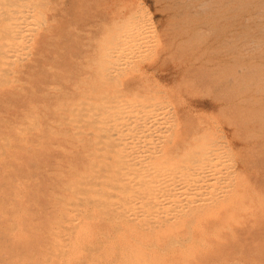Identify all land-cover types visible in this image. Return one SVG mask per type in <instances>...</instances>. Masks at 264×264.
I'll use <instances>...</instances> for the list:
<instances>
[{
    "label": "rangeland",
    "instance_id": "374dc122",
    "mask_svg": "<svg viewBox=\"0 0 264 264\" xmlns=\"http://www.w3.org/2000/svg\"><path fill=\"white\" fill-rule=\"evenodd\" d=\"M5 6L14 7V10L5 8ZM10 10V15L16 11L15 17L18 19L21 17L23 20H27L30 17L29 21L27 20L29 28H27L29 26L26 24L27 22H23L20 18L22 24L25 23L22 26H25L27 31L28 29L30 31V28L35 30L33 27H37V25H40V28H36L35 32L31 30L33 33L26 32L29 37L26 36L24 29L22 35L25 38L22 36V41L18 40L19 44L22 46L23 43L30 41L32 44L29 43L30 46L28 43L25 44L24 47L29 46L26 47L27 50L21 49L23 46L20 47L19 54L18 52L14 53L15 57L4 62H1V55L6 48L0 46V70L2 71L0 72V264H75V261L79 260L78 264H116V259L120 256L117 240L102 235L88 236L81 233L87 227V221L96 225V228L102 229L104 225L101 223L100 227L99 221H104L112 216L104 213L103 209H96L93 211L94 214L93 212L75 211V208L70 206L65 209L66 211L64 210V213L69 212L70 214L68 213V216L63 214L61 205H55L56 198L61 193L55 186L60 183L61 186L58 187L61 190L64 189L68 185L65 182L71 181L72 176H76V172L78 175V171L83 168L80 165L85 163V160L87 161V156L84 155L87 152L83 148L86 149L88 144L86 142H89V138L86 140L83 138L90 137V131L86 129L93 130L98 124L103 123V120L111 113V111L107 112L106 107L120 105V108L124 109L127 98L131 99L130 101L127 99L128 103L135 104L133 109L136 112L134 114L138 111L143 113L140 112L142 115L136 114L137 116L140 114L141 117L146 115V111L157 109L158 105L163 110L167 107L164 111H159L165 115L163 117L165 119L160 122L161 130L164 129V126L173 124V117L170 116L173 114L171 112L176 111L179 120L182 117L180 125L185 127L183 130H190V126L196 127L201 130L197 131V134H200L203 129L211 128L214 131L211 134L212 138L228 142L232 147L233 154L224 157V160L227 162L225 163L227 169L235 170V172L234 176L231 174L225 179L227 182L225 181L222 186L226 188L222 190L221 195L223 196L221 201L228 202L229 199H232L231 203L229 202V211L223 210L216 217H214L215 215L206 217L209 215L203 213L202 225L211 228H207L206 233H198L199 240L195 245L188 246L183 252L180 250L170 251L165 257L168 259L178 258L182 264H264V0H0L1 20L6 18ZM25 12L30 16L24 14ZM138 12H143L147 17L146 23L138 22V27L141 25L139 29L142 34L137 39L141 43L139 41L136 44L135 42L120 44L118 52L127 51L128 53L119 54L117 52L116 58L107 57L108 61H114L113 66L107 64L108 68L106 66L98 67L100 65L97 62H100L98 60L100 58L97 56L100 53L97 54L96 48L100 49L104 39H108V41L111 38L112 40L116 39L122 32L121 27L132 28L136 21L134 15ZM31 17L35 19L32 18V20ZM131 18L133 19L130 20ZM1 20L0 24H4L2 25L4 28L0 25V28H3L0 29V41L2 40L0 45L5 41V30L9 27L10 22L6 24V20ZM143 24H146V28ZM27 39L29 41L26 42ZM138 43L140 47H138ZM45 44L46 46H44ZM136 47L138 48L136 49ZM40 48L44 50L40 51ZM122 48L126 49L122 50ZM130 48H133V51ZM21 53L24 55L22 56ZM19 55H21V61ZM117 58L119 59L117 60ZM128 58L129 60H127ZM120 59L123 61L119 62ZM35 60L37 61L35 62ZM5 63L11 64L6 65ZM96 68L100 71L97 72ZM109 68L110 70H108ZM112 69L118 71L116 70L115 73ZM4 71L5 74H3ZM102 80L105 82H101ZM99 82L104 86H101ZM75 86L83 88L76 89ZM59 88L60 90H57ZM137 88L142 90L136 92ZM149 88L150 91H148ZM70 89L72 90L70 91ZM61 90L64 92H60ZM84 90L85 93H83ZM93 90H95L94 93L97 91L96 94L91 93ZM108 90L109 92H107ZM66 91L69 93L66 94ZM141 91L148 93H145L146 96H144L143 92L140 93ZM134 92L136 93L134 94ZM151 93L153 95H150ZM78 94H84L85 97L81 96L85 99L79 97ZM105 94L109 96L111 94L112 97ZM130 95L133 96L130 97ZM99 96L102 98V105L95 107V105L86 103L87 97L97 98ZM133 97L134 99H132ZM165 101H169L171 104ZM71 105H75V108ZM152 106L153 108H151ZM77 107L78 109H76ZM84 107L86 108L84 109ZM126 108L127 106L120 112H125ZM127 110L130 111L131 107ZM166 119H168L167 123L163 121ZM128 121L130 122V120ZM161 123H164V126ZM84 140L85 142H83ZM110 142L112 143L111 140L103 139L99 143V148L109 149ZM82 143L86 145H82ZM74 155L77 157L75 158ZM73 157L74 160L69 163ZM77 158L83 163L80 162L77 165L79 162H77ZM74 161L77 163L72 166L75 164ZM69 166H72L73 170L78 169V171L74 170V172L76 171L75 175ZM62 172L66 174H64L65 182H63L64 179L62 180ZM58 174L61 176L59 179H57ZM232 180L233 183L236 181L234 185ZM244 181L247 183H243ZM54 182L58 184L54 186ZM241 192L244 193L241 194ZM238 199L243 200L241 202L243 206L240 205ZM59 211L61 213H57ZM97 212L100 213V216ZM230 214L233 216L227 220ZM97 216L102 219H98ZM54 217H57L58 220ZM93 217H96L98 222H96V218L93 220ZM88 218L89 220H87ZM221 222L226 225H221ZM49 223L51 224L49 225ZM61 225H65L63 228L65 227L64 230L67 232L62 230ZM54 230H57V233L56 231L54 233ZM228 232L231 234L230 236ZM83 238L86 240L84 241ZM67 239L70 242L66 241ZM51 242L53 243L51 244ZM88 244H92L91 247ZM64 245L66 248L63 247ZM93 245H95L94 248H92ZM48 247L51 248V251ZM96 247L100 248L97 250ZM95 249L96 252H94ZM89 250H92L91 254ZM200 252L202 253L200 254ZM61 254L64 257L61 258Z\"/></svg>",
    "mask_w": 264,
    "mask_h": 264
},
{
    "label": "bare ground",
    "instance_id": "6f19581e",
    "mask_svg": "<svg viewBox=\"0 0 264 264\" xmlns=\"http://www.w3.org/2000/svg\"><path fill=\"white\" fill-rule=\"evenodd\" d=\"M2 1V0H1ZM5 1V0H4ZM33 1V0H32ZM5 3V2H4ZM20 4V3H19ZM15 5V4H14ZM25 5V4H24ZM54 5V4H53ZM204 5V4H203ZM26 6V5H25ZM103 6V5H102ZM31 7V6H30ZM33 7V6H32ZM104 7V6H103ZM5 8H8L11 10H14V7H8L5 6ZM28 8V7H27ZM22 9V8H21ZM29 9V8H28ZM207 9V8H206ZM11 10L7 13L6 18H3L1 21H7L6 24H8L9 22V27L7 28L6 26V30H5V36H4V43L1 46V48H6V50L2 53V61L4 62L6 60H9L13 57H15L16 55H13L14 53H17L18 50L20 49V47H22L21 49L25 48L26 50L29 47L30 44H32L30 41L29 43L27 41H29L28 39L26 40V42L28 43L29 46L25 44L27 43H23V45L21 46L18 42V40L25 38L22 33L23 30L25 29V26L23 27L22 25H24L25 23L22 24V21L27 22V20L29 21V19L27 20H23L21 21V19L16 18V11L12 12L14 14L10 15ZM31 11V9H29ZM38 10V9H37ZM36 10L37 14L38 11ZM100 10V9H99ZM25 11V10H24ZM130 11V10H129ZM2 12V11H1ZM20 12V11H19ZM23 12V11H22ZM27 12V11H26ZM24 13V14H28V13ZM32 12V11H31ZM29 12V13H31ZM128 12V11H127ZM18 13V12H17ZM21 13V12H20ZM42 13V12H41ZM125 13V12H124ZM3 14V13H2ZM1 14V15H2ZM22 14V13H21ZM32 14V13H31ZM14 15V16H13ZM19 15V13H18ZM23 15V14H22ZM29 15V14H28ZM132 15V14H131ZM3 16V15H2ZM27 17V15H25ZM30 16V15H29ZM92 16V15H91ZM1 17V16H0ZM4 17V16H3ZM19 17V16H17ZM34 17L37 18L36 15H34ZM34 17H31L34 18ZM39 17V14H38ZM129 17V16H128ZM134 17L136 18L135 23L133 24L134 26L132 28H127V27H121V34L116 38L113 39L112 38L108 41V39H104L102 40V45L99 48H96L97 50V54L98 52L100 53L97 57H99L100 59H98L100 62H97V64L99 63L100 66L98 67H104L106 66L108 68L109 65L107 64H111L110 66H113L114 61H108L107 57H113L116 58L119 49L120 44H128V43H133L135 42H139L140 40H138L137 38H140V35L142 34L140 32L139 27H141V25L138 27V22H145V19L147 18L146 15L143 12H138L134 15ZM70 18V17H68ZM15 19V20H14ZM35 19V18H34ZM133 18H131L130 20H132ZM14 20V21H11ZM33 20V19H32ZM37 20V19H36ZM86 20V19H85ZM135 20V19H134ZM133 20V21H134ZM31 21V20H30ZM35 21V20H34ZM148 21V20H147ZM127 22V21H126ZM37 23V22H36ZM43 23H45L43 21ZM69 23V22H68ZM125 23V22H124ZM146 23V22H145ZM27 25H29V22L26 23ZM31 24V23H30ZM39 24V23H37ZM141 24V23H140ZM149 24V23H148ZM152 24V23H151ZM1 25V24H0ZM4 25V24H2ZM1 25V27H3ZM33 25V24H32ZM31 25V26H32ZM122 25V24H121ZM145 25L146 28V24ZM35 26V25H34ZM40 26V25H39ZM37 25V27H33L35 28V30L30 28V31L28 29V31L26 32H32L31 30H33L34 32L36 31V28L39 27ZM27 27V26H26ZM30 25L27 27L29 28ZM143 27V26H142ZM4 28V27H3ZM2 28V29H3ZM40 28V27H39ZM38 28V29H39ZM150 28V27H149ZM148 28V29H149ZM1 29V28H0ZM1 29V30H2ZM151 29V28H150ZM120 31V29H119ZM118 31V32H119ZM142 31V28H141ZM145 31V30H143ZM150 31V30H149ZM88 32V31H87ZM93 32V31H92ZM33 33V32H32ZM31 33V35H32ZM98 33V32H97ZM101 33V32H100ZM152 33V32H151ZM24 34V35H25ZM39 34V33H38ZM54 34V33H53ZM115 34V35H116ZM154 34V32L152 33ZM3 35V34H2ZM29 35V34H28ZM26 34V36H28ZM114 35V36H115ZM149 35V34H148ZM8 36V37H7ZM23 36V38H22ZM39 36V35H38ZM29 37V36H28ZM59 37V36H58ZM1 38V37H0ZM27 38V37H26ZM37 38V36H36ZM35 38V39H36ZM40 38V37H39ZM42 38V36H41ZM44 38V37H43ZM79 38V37H78ZM155 38V37H154ZM31 39V38H30ZM33 39V37H32ZM31 39V40H32ZM147 39V38H146ZM40 40V39H39ZM46 40V39H45ZM138 40V41H137ZM145 40V39H143ZM142 40V41H143ZM22 41V40H21ZM84 41V40H83ZM147 41V40H145ZM2 42V40L0 41ZM35 42V41H34ZM33 42V45H34ZM38 43V42H37ZM72 43V41H71ZM100 43V44H101ZM141 43V41H140ZM147 43V42H145ZM36 44V43H35ZM43 43H41L42 45ZM139 44V43H138ZM154 44V43H153ZM62 45V44H61ZM93 45V44H91ZM143 45V44H142ZM43 46V45H42ZM46 46V44L44 45ZM122 46V45H121ZM127 46V45H126ZM123 46V47H126ZM135 46V45H134ZM35 47V46H33ZM37 47V46H36ZM41 47V46H40ZM131 47V46H129ZM140 47V44L139 46ZM136 47V49L138 48ZM155 47V46H154ZM45 48V47H43ZM142 49L144 48L141 47ZM33 49V48H32ZM35 49V48H34ZM38 49V48H37ZM36 49V50H37ZM40 51H43L42 48H40ZM69 49V48H68ZM83 49V48H82ZM126 49V48H124ZM122 48V50H124ZM131 49V48H130ZM133 49V48H132ZM131 49V50H132ZM135 49V48H134ZM135 49V50H136ZM25 50V51H26ZM100 50V51H99ZM121 50V51H122ZM140 50V49H139ZM20 51V50H19ZM22 51V50H21ZM24 51V52H25ZM120 51V50H119ZM133 51V50H132ZM132 51H129L130 53H132ZM148 50H146L147 52ZM68 52V51H67ZM84 52V51H83ZM92 52V51H91ZM118 52V53H117ZM126 53H128L127 51H124ZM123 52V53H124ZM149 52V51H148ZM37 53V52H36ZM41 53V52H40ZM87 53V52H86ZM122 53V52H121ZM119 53V54H121ZM122 53V54H123ZM143 53V52H142ZM145 53V52H144ZM152 53V52H151ZM19 54V52H18ZM17 54V55H18ZM22 54V53H21ZM76 54V53H74ZM93 54V53H92ZM141 54V52L139 53V55ZM146 54V53H145ZM24 54H22L23 56ZM0 56V57H1ZM21 59V55H19ZM80 56V55H79ZM123 56V55H121ZM121 56H119L121 58ZM132 56V54H131ZM130 56V57H131ZM135 56V55H134ZM133 56V57H134ZM28 57V56H27ZM31 57V56H30ZM89 57H91L89 55ZM93 57V56H92ZM129 57V58H130ZM142 57V56H140ZM149 57V56H148ZM18 58V56H17ZM16 58V59H17ZM25 58V56H24ZM23 58V59H24ZM33 58V57H32ZM129 58L127 60H129ZM136 58V57H134ZM145 58V57H144ZM35 59V58H34ZM55 59V58H54ZM91 59V58H90ZM119 58H117L118 60ZM123 59V57H122ZM120 59L119 62L122 60ZM137 59V58H136ZM18 60V59H17ZM32 60V59H31ZM38 60V59H37ZM35 60V62L37 61ZM124 60V59H123ZM122 60V61H123ZM12 61V60H11ZM14 61H16L14 59ZM21 61V60H20ZM27 61V60H25ZM62 61V60H61ZM78 61V60H77ZM84 61V60H83ZM89 61V60H88ZM95 61V60H94ZM143 61V60H142ZM29 63V61H27ZM33 62V61H32ZM86 62V61H85ZM82 62V63H85ZM107 62V63H106ZM26 63V62H24ZM87 63V62H86ZM85 63V64H86ZM105 63V64H104ZM116 63V62H115ZM118 63V62H117ZM122 63V62H121ZM131 63V62H130ZM6 65H9L11 63H5ZM19 64V63H18ZM21 64V63H20ZM27 64V63H26ZM24 64V65H26ZM89 64V63H88ZM87 64V66H88ZM93 64V63H92ZM96 64V63H94ZM128 64V62H127ZM133 64V63H132ZM14 65V63H13ZM29 65V64H28ZM34 65V64H32ZM80 65V64H79ZM82 65V64H81ZM1 66V65H0ZM22 66V65H20ZM53 66V65H52ZM85 66V65H84ZM86 66V67H87ZM95 66V65H94ZM124 66V65H123ZM145 66V65H144ZM4 67V66H3ZM101 67V68H102ZM105 67V69H106ZM118 67V66H117ZM122 67V66H121ZM125 67V66H124ZM28 68V67H27ZM65 68V67H64ZM84 68V67H83ZM94 68V67H93ZM99 68V69H101ZM138 68V67H137ZM15 69H17L15 67ZM21 69V68H20ZM86 69V68H85ZM87 69L89 70V68L87 67ZM86 69V70H87ZM104 69V68H103ZM121 69V68H120ZM5 70V69H4ZM23 70V69H22ZM85 70V71H86ZM97 70V68H96ZM110 70V68L108 69ZM113 70V69H112ZM111 70V71H112ZM117 70V69H116ZM115 70V71H116ZM146 70V69H145ZM7 71V69H6ZM14 71V70H13ZM25 71V70H24ZM83 71V70H82ZM100 71V70H99ZM97 70V72H99ZM114 71V70H113ZM114 71V72H115ZM118 71V70H117ZM116 71V72H117ZM0 72H2L0 70ZM28 72V71H27ZM74 72V71H73ZM89 72V71H88ZM92 72V71H90ZM96 72V73H97ZM114 72H112L113 74H115ZM124 72V71H123ZM137 72V69H136ZM21 73V72H20ZM29 73V72H28ZM80 73H82L80 71ZM79 73V74H80ZM87 73V72H86ZM85 73V74H86ZM112 73H107V74H112ZM1 74V73H0ZM3 74H5V71L3 72ZM94 74V73H93ZM98 74V73H97ZM105 74V73H104ZM8 75V74H7ZM10 75V74H9ZM8 75V76H9ZM116 75V74H115ZM155 75V74H154ZM146 76V75H144ZM56 77V76H55ZM96 77V75H95ZM101 77V76H100ZM78 78V77H77ZM84 78V76H83ZM88 79V76L86 77ZM90 78V76H89ZM102 78V77H101ZM145 78V77H144ZM170 78V77H169ZM172 78V77H171ZM82 79V78H79ZM97 79V78H96ZM167 79V78H166ZM165 79V80H166ZM22 80V79H21ZM85 81V79H83ZM82 80V81H83ZM168 80V79H167ZM170 80V79H169ZM23 81V80H22ZM61 81V80H60ZM89 81V80H88ZM87 81V83H88ZM92 81V80H90ZM101 82H105V81H101ZM99 82L102 85V83ZM135 82V81H134ZM147 82V81H146ZM16 83V82H15ZM76 83V82H75ZM79 83V82H78ZM86 83V82H85ZM133 83V82H132ZM137 83V82H136ZM134 83V84H136ZM72 84V83H71ZM81 84V83H79ZM126 84V83H125ZM124 84V85H125ZM57 85V84H56ZM73 85V84H72ZM75 85V84H74ZM83 85V83H82ZM128 85V84H127ZM126 85V86H127ZM153 85V84H152ZM166 85V84H165ZM55 86V85H54ZM84 86V85H83ZM100 86V87H101ZM129 86V85H128ZM131 86V85H130ZM155 87V85H153ZM167 86V85H166ZM76 87V86H75ZM79 86L76 87V89ZM82 86H80L79 88H81ZM99 87V86H98ZM112 87V86H109ZM120 87V86H119ZM122 87V86H121ZM133 87V86H131ZM135 87V86H134ZM137 87V86H136ZM144 90L143 85L141 86ZM65 88V87H63ZM72 88V87H71ZM78 88V89H79ZM83 88V87H82ZM87 88V87H86ZM102 88V87H101ZM104 89L106 88L103 87ZM108 88V86H107ZM113 88V87H112ZM117 88V86H116ZM130 88V87H129ZM146 88V87H145ZM157 88V87H155ZM53 89V87H52ZM96 89V88H95ZM115 89V87H114ZM118 89V88H117ZM147 89V88H146ZM20 90V89H19ZM57 90H60L57 89ZM64 90V89H63ZM63 90H61L60 92H64ZM72 89H70L71 91ZM74 90V88H73ZM83 90V89H81ZM86 90V89H85ZM85 90L83 93H85ZM103 90V89H102ZM107 90V89H106ZM113 90V89H112ZM132 90V89H131ZM137 90H139L138 88L135 89V91L137 92ZM142 90V89H140ZM139 90V91H140ZM95 90H93L94 93ZM111 91V90H110ZM116 91V90H114ZM113 91V92H114ZM122 91V90H121ZM148 91H150V88L148 89ZM153 91V90H151ZM156 91V90H154ZM77 92V91H76ZM80 92V90H79ZM87 92V90H86ZM89 92V91H88ZM97 92V91H96ZM96 92L94 94H96ZM109 92V90L107 91ZM128 92V91H126ZM134 92V94L136 93ZM143 91H141L140 93H142ZM159 93V91H157ZM162 92V91H161ZM160 92V93H161ZM66 94L69 92H65ZM64 93V94H65ZM73 93V92H71ZM105 93V92H104ZM112 93V92H110ZM122 93V92H121ZM124 93V91H123ZM139 93V92H138ZM139 93V94H140ZM146 93V92H145ZM145 93L143 92L142 94L144 96ZM148 93V92H147ZM146 93V94H147ZM163 93V92H162ZM58 94V93H57ZM80 94V93H79ZM78 94V95H79ZM116 94V93H115ZM125 94V93H124ZM123 94V95H124ZM129 94V93H128ZM131 94V93H130ZM133 94V91H132ZM164 94V93H163ZM70 95V94H69ZM84 96V94H81ZM79 95V97L81 96ZM86 95V94H85ZM108 95V94H105ZM114 95V94H112ZM118 95V94H116ZM122 95V94H121ZM127 95V94H126ZM150 95H153L152 93ZM148 95V96H150ZM7 96V95H5ZM81 96V97H83ZM109 96V95H108ZM111 96V94H110ZM109 96V97H110ZM133 96V95H132ZM130 95V97H132ZM67 97V96H65ZM76 97V94H75ZM85 97V96H84ZM83 97V98H84ZM101 96L97 97V98H86V103H89L91 105H95V107H97L96 105L100 106L102 105V98H100ZM108 97V98H109ZM112 97V96H111ZM128 97V95H127ZM155 97V96H153ZM164 97V96H163ZM3 98V97H2ZM70 98V97H69ZM119 98H120V94H119ZM71 99V98H70ZM77 99V97H76ZM80 99V98H79ZM85 99V98H84ZM83 99V100H84ZM125 99V98H124ZM129 99V98H127ZM125 99L127 101V103H125V106H127V108L131 110L128 111L127 108L125 110V112H120L123 111L125 109H121L120 105H117L115 107H106L107 112H110V114H107L109 116H107L106 119L103 120V123H101L100 125L98 124V126L94 127V129L90 130V129H86L89 130V136H86V138L84 137L83 139H88L89 138V142H86L87 147L86 149L82 148L87 152V154L84 153L87 159V161L85 160L83 162L79 161L80 159H76L78 164L81 162L83 164H81L80 166H82L83 168L81 169V171H78V169H74L77 170L79 172V174L77 175L76 172V176H72V180L65 182L66 178L63 174V172L61 174H63L62 176V180L63 182H65L66 184H68L64 189L61 190L60 187H58L60 185L57 186L56 184H58L56 182H54V186L55 188L59 189L61 191V193L57 196L56 198V204L61 205L62 209L61 211L64 213V210L67 209L69 206L72 208H75V211H83V213H88V212H93L96 211V209H103V212L106 214L111 215L112 217H109V219L106 220H102L100 223V227H101V223H103V227L101 228H96L92 222L87 221V225L84 222V225H86L87 227H85L81 233L88 235V236H95V235H102L103 237L106 238H113L115 240H117L119 249H120V256H118V259H116V264H182V262L180 261V259L178 258H174V259H168L165 257V255H167L168 252L170 251H177L180 250L181 252L184 251V249H187L188 246L190 245H195L198 242V233L207 232V228L210 229L211 227H207L206 225L203 226L202 225V214L203 213H207L209 216L206 217H210L212 215H215L214 217L218 216L220 214V212L224 211H229L230 209V201L232 199H229L230 201L228 202H224L221 201L223 198L222 195V190L225 189L226 187H223L222 185H224L223 183L226 181L225 179L227 178V176H231V174H233L235 172L229 170V168L227 169V166H225V160L224 157H229L230 155H232L233 153L231 152L232 147L228 144V142H221L215 138H212L211 134L214 132L211 128L210 129H203L202 132H200V134H197V131H201L200 129L192 128L190 126V130H183L185 129L184 126L180 125V120L178 117V113H176V111H173L171 113H173L170 117H173V124H171L167 127H165L162 123V126L164 129H160L159 127L160 122L162 121V119L165 115L164 113H160V110H163V108L158 105L156 108L157 109H153L152 111L149 112H145L146 115L144 116H140V114L142 113L141 111H138L139 116H137L136 114H134L136 111L133 109V107L135 108V104H130L128 103V100ZM134 99V97L132 98ZM3 100V99H2ZM5 100V99H4ZM3 100V101H4ZM37 100V99H36ZM53 100V99H52ZM81 100V101H83ZM131 99H129L130 101ZM154 100V99H153ZM163 100V99H161ZM118 101V100H117ZM77 102V101H76ZM79 102V101H78ZM85 102V101H84ZM162 102V101H161ZM165 102H169V101H165ZM13 103V102H12ZM47 103V102H46ZM120 103V101H119ZM164 103V102H163ZM170 103V102H169ZM61 104V102H60ZM59 104V106H60ZM63 104V102H62ZM69 104V102H68ZM71 104V103H70ZM73 104H75L73 102ZM171 104V103H170ZM104 105V104H103ZM106 105V104H105ZM12 106V105H11ZM72 107L75 105H71ZM86 106V105H85ZM137 106V105H136ZM182 106V105H181ZM48 107V106H47ZM79 107V106H78ZM78 107L76 109H78ZM87 107V106H86ZM84 107V109L86 108ZM138 107V106H137ZM140 107V106H139ZM170 107V106H169ZM213 107V106H212ZM73 108V109H74ZM88 108V107H87ZM144 108V107H143ZM150 108V107H149ZM153 108V106L151 107ZM66 109V108H65ZM65 109L64 112H65ZM72 109V108H70ZM95 109V108H94ZM121 109V110H120ZM133 109V110H132ZM167 109V107L165 108ZM164 109V110H165ZM184 109V108H183ZM80 110V109H79ZM157 110V111H156ZM163 110V111H164ZM169 110V109H168ZM47 111V110H46ZM71 111V110H70ZM96 111V109H95ZM94 111V112H95ZM55 112V111H54ZM69 114H71L69 111H67ZM76 112V111H75ZM103 112V111H101ZM77 113V112H76ZM148 113V114H147ZM180 113V112H179ZM98 114V112H97ZM104 114V113H102ZM143 114V113H142ZM141 114V115H142ZM170 114V113H169ZM181 114V113H180ZM186 114V113H185ZM163 115V116H162ZM162 116V117H161ZM185 116V115H184ZM89 117V116H88ZM100 117V116H99ZM160 117V118H159ZM71 118V117H70ZM103 118H105L103 116ZM185 118V117H184ZM190 119H192L191 117H189ZM85 119V118H84ZM101 119V118H98ZM170 119V118H169ZM87 120H89L87 118ZM127 120H130V122L128 123ZM199 120V119H198ZM203 120V119H202ZM90 121V120H89ZM164 122L167 123L168 119L163 120ZM183 121V120H182ZM172 122V121H171ZM57 123V122H56ZM60 123V122H59ZM87 123V122H86ZM98 123V122H97ZM169 123V122H168ZM203 123V122H202ZM201 123V124H202ZM221 123V122H220ZM90 126L91 123L89 122ZM93 124V122H92ZM199 123L197 122V125ZM206 124V123H205ZM222 124V123H221ZM60 125V124H59ZM94 125V124H93ZM196 125V124H195ZM196 125V126H197ZM207 125V124H206ZM75 126V125H74ZM202 126V125H200ZM194 127V126H193ZM203 127V126H202ZM200 127V128H202ZM207 127V126H206ZM209 127V126H208ZM89 128V127H88ZM205 128V127H203ZM218 128V127H217ZM24 129V128H23ZM26 129V128H25ZM84 129V128H83ZM178 129V130H177ZM187 129V128H186ZM216 129V127H215ZM49 130V129H48ZM85 130V131H86ZM229 130V129H228ZM81 131V130H80ZM218 131V129H217ZM57 132V131H56ZM85 133V132H83ZM88 133V132H87ZM219 133V131H218ZM20 134V133H19ZM73 134V133H72ZM86 134V133H85ZM215 135V133H214ZM221 135V134H220ZM85 136V135H84ZM223 136V135H221ZM220 136V137H221ZM225 139V137H222ZM244 138V137H243ZM242 138V139H243ZM107 141L111 140L112 141V145L110 144L109 146H111L109 149H101L99 148V143L102 140ZM85 140L83 142H85ZM223 140V139H222ZM244 140V139H243ZM78 141V140H77ZM226 141V140H225ZM84 143H82L83 145ZM84 144V145H86ZM107 144V143H105ZM247 144V143H246ZM73 145V144H72ZM53 146V145H52ZM105 146V145H104ZM78 148V146H77ZM104 148V147H103ZM82 149V150H83ZM239 151V150H238ZM82 152V151H81ZM235 153V152H234ZM45 154V153H44ZM79 154V152H78ZM78 154H76L77 156H79ZM83 154V153H82ZM81 154V155H82ZM45 156V155H44ZM76 156V157H77ZM237 156V155H236ZM75 157V155H74ZM74 157L71 159V162L74 160ZM75 157V158H76ZM80 157V156H79ZM83 158V157H82ZM81 158V159H82ZM238 158V157H237ZM48 159V158H47ZM85 159V158H84ZM229 159V158H227ZM239 159V158H238ZM63 160V159H62ZM61 160V161H62ZM75 160V161H76ZM74 161V163H75ZM83 161V159H82ZM233 161V160H232ZM236 161V160H235ZM242 161V160H241ZM57 162H60V160ZM76 162V163H77ZM230 162V161H229ZM234 162V161H233ZM239 162V161H238ZM75 164H71L72 166L76 165ZM39 164V163H38ZM238 164V163H237ZM242 164V163H241ZM57 165V164H56ZM234 165V164H233ZM60 166V165H59ZM67 166V165H66ZM72 166L71 169L73 168ZM231 166V165H230ZM53 167V166H52ZM61 167V166H60ZM59 167V168H60ZM32 168V167H30ZM57 169V167H55ZM75 168H78V166ZM28 169V168H27ZM80 169V167H79ZM233 169V168H230ZM60 170V169H59ZM57 170V171H59ZM63 170V169H61ZM73 170V169H72ZM73 170V173L75 175V172ZM55 172V171H54ZM70 173V171H68ZM238 172V171H237ZM236 172V174H237ZM25 173V172H24ZM58 173V172H57ZM60 173V171H59ZM67 173V171H66ZM72 172L70 174H73ZM55 174V173H52ZM69 174V175H70ZM56 175V174H55ZM66 175V174H65ZM239 175V173H238ZM68 176V175H67ZM234 176V174L232 175ZM61 177L58 174V178ZM238 177V176H237ZM56 178V177H54ZM69 178L71 179V176H69ZM233 178V177H231ZM241 178V177H240ZM56 179V181H57ZM61 179V178H60ZM229 179V178H228ZM55 180V179H54ZM235 180V179H234ZM231 181V180H230ZM59 182V181H58ZM227 182V181H226ZM236 182V181H235ZM234 182V183H235ZM229 183V182H228ZM233 183V180H232ZM233 183V185H234ZM243 183H247V182H243ZM18 184V183H17ZM64 184V183H63ZM20 185V183L18 184ZM65 185V184H64ZM251 185V184H250ZM61 186V185H60ZM63 186V185H62ZM227 186V185H226ZM241 186V185H240ZM64 187V186H63ZM235 187V186H233ZM239 187V186H236ZM231 188V187H230ZM229 188V189H230ZM244 188V187H242ZM55 189V190H56ZM228 189V188H227ZM233 189V188H232ZM231 189V191L233 192V190ZM235 189V188H234ZM58 190V192H60ZM236 190V189H235ZM234 190V191H235ZM244 190V189H243ZM248 190V189H247ZM54 191V190H53ZM237 192V191H236ZM247 192V191H246ZM224 193V192H223ZM239 193V192H238ZM244 192H241V194ZM252 193V192H251ZM250 193V194H251ZM53 194V192H52ZM51 194V195H52ZM226 194V193H225ZM228 194V193H227ZM248 194V193H247ZM254 194V193H253ZM224 195V194H223ZM249 195V194H248ZM247 195V197H248ZM18 196V195H17ZM54 198V196H52ZM51 197V198H52ZM56 197V196H55ZM221 197V199H220ZM246 197V198H247ZM251 197V196H249ZM232 198V197H231ZM240 199V197H239ZM238 199V200H239ZM243 199V198H242ZM237 200V199H236ZM234 201V200H233ZM240 201V205H241V200ZM230 202V203H229ZM236 202V201H235ZM249 202V201H248ZM253 202V200H252ZM42 203V202H41ZM52 203L53 200H52ZM244 203V202H243ZM250 203V202H249ZM46 204V203H45ZM233 204V202H232ZM249 205V204H248ZM254 205V204H253ZM51 206V204H50ZM243 206V205H241ZM261 206V205H259ZM56 207V206H55ZM239 207V206H238ZM235 208L236 205H235ZM240 208V207H239ZM238 208V210H239ZM242 208V207H241ZM245 208V207H243ZM254 208V207H253ZM262 208V207H261ZM232 209V208H231ZM234 209V208H233ZM255 209V208H254ZM259 209V207L257 208V210ZM236 210V209H235ZM234 210V211H235ZM66 211V210H65ZM70 211V210H69ZM226 211V212H227ZM234 211H232L234 213ZM241 211V210H240ZM252 212V211H251ZM261 212V211H260ZM57 213H61L60 211ZM69 213V212H68ZM68 213L66 214L68 216ZM73 213V212H71ZM81 213V212H80ZM95 214V212H93ZM98 213V212H97ZM240 213V212H239ZM247 213V212H246ZM245 213V214H246ZM54 214V213H53ZM70 214V213H69ZM91 214V213H90ZM100 216V213H98ZM103 214V213H102ZM101 214V217H103V215ZM52 215V214H51ZM73 215V214H72ZM97 215V214H96ZM93 215V216H96ZM227 215V214H226ZM253 215V214H252ZM66 216V217H67ZM92 216V214H91ZM98 219H102L99 218ZM107 216V215H106ZM205 216V215H204ZM233 215H229L227 217V220L230 219ZM238 216V215H237ZM251 216V213H250ZM53 217V216H52ZM70 217V215H69ZM204 217V218H206ZM248 217V216H247ZM55 218V217H54ZM57 218V217H56ZM55 218V219H56ZM58 218H60V216H58ZM57 218V220H58ZM84 218V216H83ZM93 220H96V217H93ZM96 218V219H95ZM212 218V217H211ZM235 218V217H234ZM244 218V217H243ZM26 219V218H25ZM62 219V218H61ZM91 219V218H90ZM98 219L96 222H98ZM214 220V218H212ZM216 219V218H215ZM43 220V218H42ZM56 220V221H57ZM70 220V219H69ZM68 220V221H69ZM82 219L80 218V221ZM89 220V218L87 219ZM207 220V218L205 219ZM224 220V219H222ZM244 220V219H243ZM38 221V220H37ZM40 221V220H39ZM51 221V218H50ZM67 221V220H66ZM73 222V220H71ZM204 221V220H203ZM225 221V220H224ZM241 221V220H239ZM55 222V220H54ZM53 222V223H54ZM90 222V223H88ZM95 222V221H94ZM206 222V221H205ZM231 222V221H229ZM228 222V224H229ZM245 222V220H244ZM52 223V224H53ZM62 223V222H61ZM71 223V222H68ZM77 223V222H76ZM92 223V224H91ZM240 223V222H239ZM51 223H49L50 225ZM67 224V223H64ZM223 223L221 222V225ZM225 224V223H224ZM223 224V225H224ZM243 224V223H242ZM9 225V224H8ZM16 225V224H15ZM43 225V224H42ZM57 225V223H56ZM77 225V224H76ZM83 225V222H82ZM80 225V226H82ZM208 225V223H207ZM219 225V224H218ZM226 225V224H225ZM224 225V226H225ZM235 225V224H234ZM241 225V224H240ZM63 226L65 225H61L62 230H64ZM74 226V225H73ZM52 227V226H51ZM70 227V226H69ZM72 227V226H71ZM215 227V226H214ZM218 227V226H217ZM227 227V226H226ZM230 227V224H229ZM12 228V227H11ZM53 228V227H52ZM56 228V227H55ZM57 228L59 229V227L57 226ZM80 228V227H79ZM54 229V228H53ZM214 229V228H213ZM232 229V228H231ZM11 230V229H10ZM60 229V231H62ZM67 230V229H66ZM77 230V229H76ZM14 231V230H13ZM57 233V230H54V233ZM78 231V230H77ZM227 231V230H226ZM224 231V232H226ZM52 232V231H51ZM50 232V233H51ZM59 232V231H58ZM64 232H67L64 230ZM212 232V231H211ZM223 232V231H221ZM49 233V234H50ZM75 234L77 232H74ZM53 234V232H52ZM51 234V235H52ZM60 234V233H59ZM74 234V235H75ZM229 234V232H228ZM73 235V232L71 234V236ZM231 234H229L230 236ZM236 235V234H235ZM40 236V235H39ZM64 236V235H63ZM220 236V235H219ZM234 236V235H233ZM54 237V236H53ZM59 237V236H58ZM69 237V236H68ZM49 238V237H48ZM57 238V235H56ZM61 238V237H60ZM73 238V236H72ZM202 238V237H201ZM205 238V236H204ZM210 238V237H209ZM230 238V237H229ZM52 239V238H51ZM59 239V238H58ZM58 239H55L56 241ZM62 239V238H61ZM71 239V238H69ZM84 239V238H83ZM89 239V238H88ZM99 239V238H98ZM223 239V238H222ZM225 239V238H224ZM54 240V241H55ZM64 240V239H63ZM86 239H84L85 241ZM103 240V239H102ZM209 240V239H208ZM213 240V238H212ZM220 240V239H219ZM218 240V241H219ZM234 240V239H233ZM68 241V239L66 240ZM76 241V240H75ZM89 241H91L89 239ZM214 241V240H213ZM216 241V240H215ZM226 241V240H225ZM232 241V240H231ZM62 242V241H60ZM65 242V241H64ZM70 242V241H68ZM94 242V241H93ZM210 242V241H209ZM222 242V241H221ZM233 242V241H232ZM53 242H51L52 244ZM56 243V242H54ZM74 243V242H73ZM227 243V242H226ZM59 244V243H56ZM61 244V243H60ZM209 244V243H208ZM92 245V244H91ZM90 244H88V246L91 247ZM96 245V244H95ZM92 248H94V246ZM211 245V244H210ZM213 245V244H212ZM30 246V245H29ZM61 246V245H60ZM68 246V245H67ZM87 246V248H88ZM55 247V246H54ZM64 248H66V246H63ZM86 247V246H85ZM213 247V246H212ZM50 248V247H48ZM91 248V249H92ZM100 248V247H99ZM98 248V249H99ZM192 248V246H191ZM200 248V247H199ZM211 248V247H209ZM207 248V249H209ZM57 249V247H56ZM97 249V247H96ZM96 249L94 252H96ZM97 249V250H98ZM201 249V248H200ZM206 249V250H207ZM212 249V248H211ZM62 250V249H61ZM83 250H87V249H83ZM51 251V248H50ZM55 251V250H54ZM88 251V250H87ZM90 254L92 253V250H89ZM63 252V251H62ZM68 252V250H67ZM86 252V251H84ZM52 253V252H51ZM58 253V251H57ZM61 253V251H60ZM59 253V254H60ZM198 253V252H197ZM202 252H200L201 254ZM205 253V251H204ZM53 254V253H52ZM56 254V253H55ZM88 254V252H87ZM89 254V255H90ZM179 254V253H178ZM51 255V254H50ZM54 255V254H53ZM57 255V254H56ZM84 255V254H83ZM174 256V255H172ZM177 256V254H176ZM182 256V255H180ZM61 258L64 257V255L60 256ZM195 257V256H194ZM58 258V257H57ZM60 258V259H61ZM89 258V256H88ZM172 258V257H171ZM182 259V258H181ZM192 259V258H191ZM190 259V260H191ZM196 259V258H195ZM194 259V260H195ZM215 259V258H214ZM63 260V259H62ZM189 260V261H190ZM50 261V260H49ZM80 261V260H79ZM79 261H75V264ZM196 261V260H195ZM82 262V261H81ZM83 263V262H82ZM189 263V262H188ZM215 263V262H214ZM217 263V262H216Z\"/></svg>",
    "mask_w": 264,
    "mask_h": 264
}]
</instances>
